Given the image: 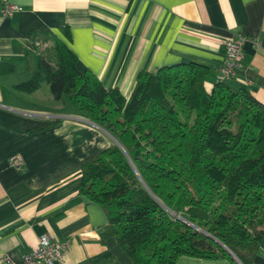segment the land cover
<instances>
[{
  "label": "trees",
  "instance_id": "16d2710c",
  "mask_svg": "<svg viewBox=\"0 0 264 264\" xmlns=\"http://www.w3.org/2000/svg\"><path fill=\"white\" fill-rule=\"evenodd\" d=\"M36 35L26 48L31 75L15 90L47 84L53 100L115 141L80 165L69 204H99L100 236H114L133 264H175L181 255L254 264L264 236V103L232 85L235 77L207 88L208 67L196 61L139 71L125 97L79 70L56 35Z\"/></svg>",
  "mask_w": 264,
  "mask_h": 264
},
{
  "label": "crops",
  "instance_id": "0c3cea01",
  "mask_svg": "<svg viewBox=\"0 0 264 264\" xmlns=\"http://www.w3.org/2000/svg\"><path fill=\"white\" fill-rule=\"evenodd\" d=\"M12 2L19 10L0 18V69L7 66L0 70V264L20 263L41 235L67 242L59 264H133L114 236H100L107 219L99 204L85 198L69 204L80 165L114 139L70 103L53 100L45 83L32 93L15 90L34 66L27 45L33 34L56 35L75 53L79 70L128 97L139 71L181 61L205 64L210 88L226 40L242 35L241 69L230 83L264 103V0ZM256 250L253 263L264 264V236ZM175 264L233 263L181 255Z\"/></svg>",
  "mask_w": 264,
  "mask_h": 264
},
{
  "label": "built area",
  "instance_id": "2783aa9c",
  "mask_svg": "<svg viewBox=\"0 0 264 264\" xmlns=\"http://www.w3.org/2000/svg\"><path fill=\"white\" fill-rule=\"evenodd\" d=\"M19 10V6L12 0H0V18L10 16L14 11ZM223 60L219 65L216 78L227 80L237 76L241 69L242 46L245 38L237 35L226 40ZM14 165H20L19 158L11 160ZM67 242L52 239L47 235L38 238V244L34 249L24 252L21 262L18 264H59L63 262V257L67 249ZM7 264H14L7 260Z\"/></svg>",
  "mask_w": 264,
  "mask_h": 264
},
{
  "label": "water",
  "instance_id": "95a60500",
  "mask_svg": "<svg viewBox=\"0 0 264 264\" xmlns=\"http://www.w3.org/2000/svg\"><path fill=\"white\" fill-rule=\"evenodd\" d=\"M235 260L237 261L238 264H241V262L234 256Z\"/></svg>",
  "mask_w": 264,
  "mask_h": 264
},
{
  "label": "rangeland",
  "instance_id": "374dc122",
  "mask_svg": "<svg viewBox=\"0 0 264 264\" xmlns=\"http://www.w3.org/2000/svg\"><path fill=\"white\" fill-rule=\"evenodd\" d=\"M115 142V141H114Z\"/></svg>",
  "mask_w": 264,
  "mask_h": 264
}]
</instances>
